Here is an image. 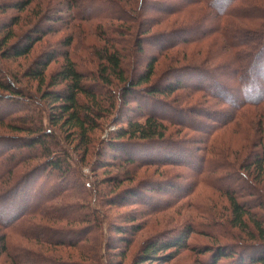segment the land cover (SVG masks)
I'll list each match as a JSON object with an SVG mask.
<instances>
[{
    "label": "rangeland",
    "instance_id": "374dc122",
    "mask_svg": "<svg viewBox=\"0 0 264 264\" xmlns=\"http://www.w3.org/2000/svg\"><path fill=\"white\" fill-rule=\"evenodd\" d=\"M16 1L0 0V81L9 80L22 90L23 96L19 104L13 103L16 96L7 102L1 99L5 92L0 89V103L9 110L8 116L0 122V141L7 136L23 140L25 133L12 131L6 125L17 123V116H32L43 128L54 130L59 145L67 151L65 160L69 168L64 179L40 175L43 171L40 164L44 160L40 156L31 157L16 169L11 178L14 188L7 197L18 198L6 215L17 213V204L25 199L21 194L16 195L23 182V191L32 186V195L41 191L45 198L37 213L14 223L9 231L0 227V235L6 234L7 245L6 254L0 240V264H134L136 261V264H213L214 253L203 250L206 246L223 243H234L238 253L235 258L221 257L216 264H237L245 255L250 256L260 249L259 245L264 246V239L257 235L252 223L254 219L264 228V163L258 173L255 167L249 166L252 164L249 158L243 160L249 152L248 145L241 147L228 139L230 135L238 140L231 127L221 131L224 134L219 145L224 149L217 145L215 148L221 150L218 152L213 147L196 152L201 144L194 140L200 133L192 129L196 127L193 124L185 126L191 123L190 119L185 120L187 118L183 120L188 121L187 124L182 121L185 125L165 122L168 141L149 144V150L144 151L147 153L138 151L134 154L135 163L118 160L120 157L113 155L108 147L107 140L115 135L117 127L125 126L129 119L142 121L147 114L143 107L137 106L134 96H127L124 103L118 99L120 87L129 77L136 78L144 71L150 57L157 55L158 46L169 41L173 34L170 31L183 24L182 16L191 17L188 11L199 8L198 4H186L188 7L180 12L174 6L184 0H116L122 5L104 0L94 2L93 6L91 0H29L27 6L18 10L10 6ZM112 4L113 8L109 9ZM215 18H212L213 23L210 21L214 25L218 24ZM30 37L39 40L27 53L14 55L13 51L28 44ZM66 41H69L67 46ZM188 45L158 54L149 82L138 88L174 83L182 73L174 69L177 65L204 64L206 42L193 44L200 55L195 52L192 57L183 53L185 49L190 52L192 46ZM103 48L114 50L119 56V73L112 72L107 61L101 58ZM63 52H67L75 67L86 75L87 84L97 83L98 101L105 100V96L101 97L105 92L116 97L111 99L110 105L100 101L96 106L91 101L98 108L99 117L95 120L97 126L86 131L84 143H78V130L58 128L48 122L50 105L48 100L40 98L50 74L62 66ZM46 56L48 64L41 81L25 74ZM211 63L215 64L216 60ZM196 71L189 69L188 73ZM101 72L109 79L107 88L94 78L101 77ZM194 79L181 76L182 87L172 94L158 95L165 99L166 107L156 102L153 110L169 116L173 107L180 111L173 118L182 120L184 108H188L185 112H190V108L219 106L216 98L205 96L200 90L202 87L193 90ZM53 88L62 89L63 84ZM80 98L82 102H90L87 97ZM192 113L197 115V123L207 119L204 111ZM20 139L14 138L17 143ZM150 158H168L164 161L169 162H149ZM203 158L206 173L201 171ZM242 160L240 167L238 163ZM28 167L38 172L21 176ZM227 174L238 179L237 186ZM229 184L232 188L235 186L238 200L246 204L249 214L243 216L245 226L237 227L230 222V204L223 191ZM222 185L225 187L221 188ZM48 191L54 196L48 198ZM177 234L186 235L185 246L164 251V256L169 255L167 258L140 261L137 257L150 240L173 238Z\"/></svg>",
    "mask_w": 264,
    "mask_h": 264
},
{
    "label": "trees",
    "instance_id": "16d2710c",
    "mask_svg": "<svg viewBox=\"0 0 264 264\" xmlns=\"http://www.w3.org/2000/svg\"><path fill=\"white\" fill-rule=\"evenodd\" d=\"M98 1L104 2V0H91V6L94 5V2ZM105 1L112 2L115 5L117 3L122 5L116 0ZM29 2V0H18L10 6L22 10ZM113 4L109 9L113 8ZM186 4H189L188 6L190 4H198L200 7L193 10V12L188 11L192 13V15L189 14L191 17L183 15V21H180L183 24L178 25L170 31L173 34H170L169 41H165L163 45L161 43V45L158 44L157 55L154 54L150 57L144 71L136 78L129 77L120 87L118 99L124 103L127 96H134L138 102L137 106L143 107L147 111V114L142 121L129 119L125 126L117 127L115 135L107 140L108 147L112 150L113 155L116 154L118 158L120 157L118 160L122 159L127 164L135 163L136 155L134 154L138 151L147 153L144 151L149 150V144L163 142L164 140L168 141L167 139L170 137L166 139L167 135H165V131L167 125L165 122L170 121L179 125H185L188 121L183 120L187 118L185 120L190 119L191 123L185 126L189 127L193 124L196 127L192 129L200 133V136L194 140L201 144L200 147H196V152L200 150H212V147L215 148L220 144L219 141H221V136L224 134L221 131L224 128L231 127L233 133L238 135V140L233 139L230 135H228V139L235 144L238 142L237 145L241 147L248 145L247 150L249 152L243 160L246 161L249 158L248 160L252 162L249 166L255 167L259 173L262 171L264 163V0H184L180 5L175 4L174 7L176 10L179 9L178 11L183 12L188 7ZM120 11L122 12L123 10L120 8ZM214 17H216L215 22L218 23L216 25L212 24V18ZM116 18L122 22L124 21L121 17ZM215 34L221 39L218 40ZM29 40L31 41H28V44L15 49L13 54L19 56L27 53L32 44L39 40V38L34 39L30 37ZM68 42L66 41V46ZM198 42H206L204 47L205 53L202 57L204 64H201L204 67L197 63H188L186 65H175L174 69L182 71V78H195L196 82L192 86L193 90L196 91L202 87L203 90H200L204 92L205 96L216 98L219 106H209L208 108L205 107L197 110L190 108L188 110L190 112H185L188 108H184V112L182 111L181 113L184 115L182 120H175L173 118L174 114L180 112L173 107V110L169 112L171 113L169 116L166 113L153 110L154 103L156 102L163 104V106L161 105L162 108L166 107L164 105L167 104L164 101L165 99H160L158 96L160 93L172 94L177 88L182 87L179 84V82L181 83V76L177 75V80L167 86L150 85L151 87H148L149 85H146L138 88V85L149 82L158 54H164L168 50L177 48V46L189 44L188 46H192L190 52L185 49L183 53L189 54L192 57L195 52L196 55L199 54L197 48L193 45ZM139 45L141 43L138 44L140 48ZM100 56L107 61L112 72L119 73V56L114 53V50L108 51V48H103ZM62 57L64 59L62 66L50 74L46 88L41 92L40 98L41 100H48V104L50 105V111L47 112L48 122L52 126L58 125V128L65 127L66 129L78 130L76 131L79 136L78 143H84L87 136L86 131L89 128L97 126L95 120L99 117V111L96 107L98 103L106 101L110 105L111 99L116 97L113 94L108 95L105 92L104 95H101V97L105 96V100L100 99L98 101L96 99L97 83L93 81L91 84H87L84 81L87 78L86 75L75 67L67 52H63ZM48 58L46 56L44 60L41 59L37 63L36 68L26 71L25 74L31 75L41 81L40 79H43V72L48 64ZM208 60L210 64L207 63ZM214 60H216V63H211ZM189 69H196L197 71L195 73H188ZM105 70L103 68V71ZM103 74L104 72H101V77L96 75L94 78L95 80H99L98 82L101 86L106 87L108 86L106 83H108L109 79H105ZM59 83L63 84L62 89L53 88L54 85ZM0 89L5 92V95H1L3 97L1 98L2 100L8 102L9 99L16 96L17 99L13 103L19 104L21 102L20 99L23 96L22 90L15 87L9 80L0 81ZM98 93L101 94V92ZM80 96L87 97L90 102H82ZM10 101L12 102V100ZM6 108L0 103V122L4 121L8 116L9 110ZM156 108L159 109V107ZM201 111L205 112L207 119L206 121L202 120V123H197L196 120L199 119L192 112L200 114ZM31 117L28 115L17 116V123H7L6 125L12 131L25 133L23 135L25 137H22L23 140L19 137H14L15 139H20V143H17L14 138L8 136L0 141V227L6 231L12 229L14 223L23 222L25 217L37 213L45 198L44 192L41 193V191H38L36 195H32L31 189L34 188L32 186H30L29 190L25 187L27 190L23 191L22 186H25V182H23L20 187L22 192L18 190V194L16 195L19 196L21 194L25 199L18 203L19 205L17 204V213L6 215V211L12 209V202L18 198L13 197L12 199L7 197L8 194H11L9 192H12L14 188L11 178L15 176L16 169L22 166L26 160L31 159V157L40 156L44 158L42 165L40 164V167H43H41L43 171L40 175L64 179L69 168L65 160L67 151L59 145L54 130L43 128L41 123H37ZM86 123L88 124L87 126ZM219 146L221 149H224L221 145ZM22 148H26V150L24 151ZM17 150H22V153H15ZM215 150L217 152L218 150L221 151L218 148H215ZM165 151L170 152L169 149H165ZM167 159L150 158L149 160L151 161L149 162H160ZM243 160L239 161L238 166H243L241 165ZM201 166V171L206 173L204 158ZM26 169L25 172L21 173L23 174L21 176L24 177L25 173L33 175L38 172L36 168L31 169L28 167ZM208 169L211 171L210 165ZM227 178L230 181L232 180L235 186H237L238 179L233 174H227ZM25 180L27 181L26 178ZM235 186L232 188L229 184V187L222 185L221 188L225 187L223 191L230 204V222L232 225L240 227L245 222L243 216L249 213L245 207L246 204L239 201L236 197L237 191L235 190ZM49 191L47 192V197L51 198L54 196V193ZM8 216L9 218H7ZM253 220L252 223L257 230V235L264 239V228L260 222ZM5 235L4 233L1 234L0 240L3 242V251H6L7 254ZM185 238V234H177L173 238L167 237L154 241L150 240L140 249L137 257L140 258V261L163 260L169 256H164L163 252L174 247L185 246ZM259 246L261 248L253 253L256 254L255 256L253 254L250 256L245 255L249 257L244 256L237 264H264V246ZM206 247L209 250L204 249V253H214L213 264H216L224 256L235 258L238 253V246L234 243L215 244L212 247Z\"/></svg>",
    "mask_w": 264,
    "mask_h": 264
}]
</instances>
